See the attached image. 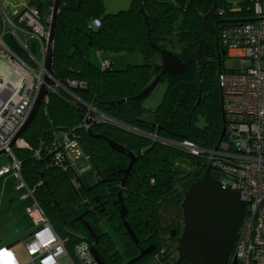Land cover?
I'll return each mask as SVG.
<instances>
[{"label":"trees","instance_id":"1","mask_svg":"<svg viewBox=\"0 0 264 264\" xmlns=\"http://www.w3.org/2000/svg\"><path fill=\"white\" fill-rule=\"evenodd\" d=\"M140 1L132 0L127 10L109 14L103 0H60L52 71L61 87H55L41 101L21 135L27 148L14 150L21 162L26 189L15 191L12 177L0 179L2 214L24 213V219L25 209L36 203L53 232L69 239L70 250L78 243H84L78 247L94 246L104 264H123L136 258V252L128 241L126 245L124 242L125 252L120 254L100 227L102 221L109 227L121 225L118 213L86 210L95 204V192L79 188L74 182L76 176L85 173L80 176L68 161V137L80 147L97 174L109 177L113 173L114 181L110 183L114 182V192H120L125 201V221L135 237L138 229L145 236L154 233L152 224L156 225L157 218L153 208L172 202V196L175 207H180L184 193L206 172L204 156H192L179 144L189 142L208 151L221 136L223 119L217 75L227 70L223 66L227 56H222L218 38L230 27L253 21L255 15L253 0H243L236 8L228 0ZM51 7L50 1L38 9L43 13L41 8H45L44 15H49ZM94 20L99 21L98 27L93 25ZM172 35L183 47L170 52L183 61L185 69L179 76L166 74L160 78L159 83L166 82V90L153 111V120L147 122L141 119L144 99L136 97L160 72V57L153 46L167 50L166 42L170 43L168 38ZM4 43L27 60L13 39L6 37ZM93 51L99 52V57L100 52L137 54L144 61L114 69L103 60L98 67L90 60ZM155 57L159 60L151 64ZM103 63L108 66L103 67ZM155 134L156 141L146 136ZM108 141L125 148L135 159L122 188L123 171L130 160L112 150ZM210 176L219 181L214 174ZM189 177L193 180L181 185ZM178 185L180 189H176ZM81 216L97 244L83 222L77 220ZM67 228L79 235H62ZM120 228L118 238L123 244L125 229ZM149 239H154L150 242L156 247L152 256H157L163 248L155 242V234Z\"/></svg>","mask_w":264,"mask_h":264},{"label":"built area","instance_id":"2","mask_svg":"<svg viewBox=\"0 0 264 264\" xmlns=\"http://www.w3.org/2000/svg\"><path fill=\"white\" fill-rule=\"evenodd\" d=\"M253 1L254 20L230 27L218 38L219 47L232 61L230 70L217 75L224 136L208 151L189 142L179 144L192 156L203 155L206 170L218 177L223 189L238 193L246 204L229 261L236 264H264V13ZM17 7L12 18L0 9L3 24L9 30L0 34V60L11 69L7 77L0 75V179L12 177L13 189L23 191L26 185L21 162L14 150L27 145L21 137L11 143L25 124L43 84L52 9L44 15L36 8L24 9L21 4ZM93 25L98 27L99 21L94 20ZM6 37L17 43L27 60L4 43ZM35 49L39 59L34 56ZM31 66H37L38 71ZM102 66L107 67L108 63ZM25 214L30 226L20 237H26L21 240L28 257L26 264H97L90 246L78 247L84 244L78 243L70 250L69 239L53 232L36 203L28 206ZM0 264L20 263L10 250L0 248Z\"/></svg>","mask_w":264,"mask_h":264},{"label":"water","instance_id":"3","mask_svg":"<svg viewBox=\"0 0 264 264\" xmlns=\"http://www.w3.org/2000/svg\"><path fill=\"white\" fill-rule=\"evenodd\" d=\"M137 1L141 2L140 0ZM59 7L60 0H52V19L48 29L49 38L46 48L43 84L37 97L33 101L25 124L13 139L11 145L21 137L41 101L55 87H61L52 71L53 39ZM214 9L215 6L211 9L210 14L213 13ZM140 11L146 21L143 10L141 9ZM153 49L157 51L160 57V72L136 99L142 100L149 96L159 84L160 78L163 75L170 74L179 76L184 72L185 64L177 55H174L166 49H160L154 46ZM222 56L225 57V53ZM203 67L204 63H202L201 69ZM223 136L224 130L221 131V137ZM108 144L112 150L126 155L130 160L128 168L123 171L124 177L121 180V185L123 186L135 159L125 148L110 141H108ZM68 166L70 167V165ZM75 178L78 180L77 176ZM245 206V202L240 198L238 193L229 189H223L222 184L213 179L210 176V169H207L203 177L189 187L181 204L184 228L177 248L178 259L176 264H180L182 261H186L189 264H236L235 261H231L230 263L229 261L243 222ZM124 217L125 209L122 208L120 210V219L123 221V228L130 239L134 241L136 237L129 225L125 222ZM81 219L82 217H79L77 220L82 221ZM83 226L91 234L95 244H97V239L88 224L83 222ZM25 239L26 237H20V239L6 246L4 249L11 250L13 246ZM146 252H141L140 255L126 264L138 262L144 257ZM90 253L97 264H103L94 246L90 247Z\"/></svg>","mask_w":264,"mask_h":264},{"label":"rangeland","instance_id":"4","mask_svg":"<svg viewBox=\"0 0 264 264\" xmlns=\"http://www.w3.org/2000/svg\"><path fill=\"white\" fill-rule=\"evenodd\" d=\"M23 0H17L15 2H11L10 0H0V6L1 8L6 12L8 17L12 18V11L14 9H17V5L21 3ZM32 3L36 5H44L47 6L48 2H52V0H29ZM132 0H103V5L105 8V11L109 14H115L119 11H125L127 10L131 5ZM243 0H228L234 8H236L239 3H241ZM257 3L262 8V12L264 13V0H258ZM44 14L46 12L45 8H41ZM255 17V16H254ZM177 24H175L176 28ZM3 30V24L2 19L0 17V32ZM8 30V28H6ZM21 38H23V35L20 34ZM168 41L170 43L166 42V48L168 51H179L183 46L181 43L176 41L175 35H172L170 38H168ZM28 47H31V42L28 43ZM99 52L93 51L90 54V60L98 67H101V62L105 60L106 62L110 63L112 65V68L114 69H124L128 65H135L139 64L144 61V59L137 55V54H130L126 52H100V57L98 56ZM34 56L36 59H39V52L38 49H35ZM227 56V55H226ZM155 59L159 60L158 57H155L151 64L155 63ZM224 68L227 70H230L232 68V61L229 58H226L223 63ZM31 69L38 71V67L31 66ZM11 69L5 64L4 61L0 60V75L7 77L8 73ZM29 77L33 81L32 75L28 73ZM12 79L14 80L15 77L13 76ZM166 90V82H160L155 89L152 91V93L144 98L142 102L143 107V114H142V120L144 121H152L153 120V111L157 108V106L161 103L163 99V95ZM101 117V116H100ZM105 120V119H104ZM67 139V138H66ZM65 145V151L67 152L68 161L72 168L79 172L84 167L88 166V158L83 154L80 147L76 144L75 141L70 139L68 137ZM68 143V144H67ZM182 143H180L181 145ZM4 156L1 157V160L3 161ZM2 204L0 202V209L2 210ZM0 210V246H8L10 245L15 239H17L19 236H21L25 231L29 230L30 221L27 218L23 219L24 213H15L11 212L8 214H2ZM100 227L103 231H105L111 239L116 244V249L118 251H121L122 243L119 240L118 236L113 232V230L107 225L105 221H102L100 223ZM66 236H78L79 234L74 231L73 229H65V233L62 235ZM16 260L20 264H26L28 261V257L26 255V251L24 248V245L22 242L19 244L13 246L10 250ZM157 255H160L157 254Z\"/></svg>","mask_w":264,"mask_h":264},{"label":"flooded vegetation","instance_id":"5","mask_svg":"<svg viewBox=\"0 0 264 264\" xmlns=\"http://www.w3.org/2000/svg\"><path fill=\"white\" fill-rule=\"evenodd\" d=\"M20 4L24 9H28V8L38 9L39 8V5H36L34 3L29 6V5H25L24 2L21 1ZM0 9H1V11L3 10L1 8V6H0ZM51 9H52V7H51ZM2 24H3V21H2ZM6 28H8V27L7 26L5 27V25L3 24V30L0 32V34L3 31H4L3 33H8L9 30H6ZM48 29H49V27H48ZM147 122H151V121H147ZM146 136L151 138L153 141H156L158 138V134L150 135V136L146 135ZM88 165H89V168L85 172L81 173L82 175L84 173L85 174L83 176L81 174H79L82 177H78V180L75 178V181H74V182H76L77 187H79V188L82 187L85 190L87 188L88 191L95 192V195L93 196L95 204H93V206L87 208L86 210L91 211L93 213L100 211L99 213H103V214H107L109 212L114 211V212L118 213L119 218H120V210L122 208H124L125 209L124 220H126V218L128 217V211L126 210L125 205H124L125 201L121 197L120 192H114V182L110 183L111 181H114L113 173H111L109 177H107L106 174L99 175L96 173V170L94 171V169L92 168L89 161H88ZM129 175L130 174H128V176ZM189 178L184 179L181 182L182 183L181 185L185 186L189 181L193 180L192 177H189ZM197 179L199 180L200 178L198 177ZM197 179H196V181H197ZM123 186L121 185V188ZM104 189H105V191H104ZM176 189H180V186L178 185L176 187ZM106 190H107V192H106ZM184 195H185V193H184ZM172 197H171L172 202L165 204V205H156L153 208L154 209L153 211H154L155 216L157 218L156 219L157 223H156V225L152 224L153 228L155 227L153 230L154 233L148 234L147 235L148 239H146L147 236L141 234V232L138 229V231H137L138 235H136V239L134 241H132L130 239V237L123 230V233H125L126 236L125 237L121 236L123 238V244L120 245L121 246L120 254H123L125 252L124 251L125 248L123 247L124 242L126 245V244H128V241H129L130 243H132V249H134L136 252L135 253L136 255L134 257L140 255V253L143 251L144 252L147 251L145 253L144 257L141 260H139V262H137L138 264H176L177 259H178L177 248H178V245H179L182 233H183L184 224H183L182 211H181V204L182 203L179 205L180 207L176 208L175 204H174L175 201L173 200ZM183 198H184V196H183ZM97 207H100L101 209L98 210ZM140 209H141V211L144 210L143 207H141ZM152 215L153 214L150 213V215H149L150 218L152 217ZM137 216H139V214H137ZM81 217L83 218V216H81ZM141 217H142V215H141ZM82 221L85 222L84 220H82ZM147 223L148 222H146L143 225V227H146ZM119 226H121L123 228V221L121 222V225H119L118 223H115L114 226H110V228L113 230V232L117 236L120 235L119 233L121 231V228L118 229ZM116 228L118 230L115 231ZM154 234H155V238H157V240H155V242H157L158 246L163 248L160 255H157V256H152L153 253L155 252L156 247L154 245H151V243H150L154 239H149L150 236H152ZM167 254H169L168 257H167ZM171 255H173V257L170 258ZM128 261H130V259H127L123 264H125ZM180 264H184V261H182Z\"/></svg>","mask_w":264,"mask_h":264},{"label":"crops","instance_id":"6","mask_svg":"<svg viewBox=\"0 0 264 264\" xmlns=\"http://www.w3.org/2000/svg\"><path fill=\"white\" fill-rule=\"evenodd\" d=\"M23 2H24V4L25 5H32L33 3L31 2V1H29V0H23ZM68 144V143H67ZM66 154H67V152H66ZM68 155V154H67ZM87 163H88V161H87ZM89 168V165L88 166H86V167H84L81 171H79V172H77L78 174H81V173H83V172H85L87 169ZM20 237V236H19Z\"/></svg>","mask_w":264,"mask_h":264},{"label":"clouds","instance_id":"7","mask_svg":"<svg viewBox=\"0 0 264 264\" xmlns=\"http://www.w3.org/2000/svg\"><path fill=\"white\" fill-rule=\"evenodd\" d=\"M225 53V52H224ZM225 55H226V53H225Z\"/></svg>","mask_w":264,"mask_h":264}]
</instances>
